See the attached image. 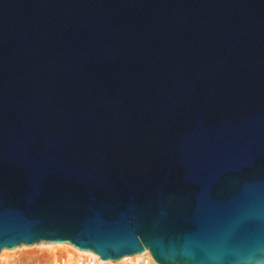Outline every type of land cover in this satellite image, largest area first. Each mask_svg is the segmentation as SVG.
<instances>
[{"label":"water","instance_id":"95a60500","mask_svg":"<svg viewBox=\"0 0 264 264\" xmlns=\"http://www.w3.org/2000/svg\"><path fill=\"white\" fill-rule=\"evenodd\" d=\"M264 264V0H0V251Z\"/></svg>","mask_w":264,"mask_h":264},{"label":"rangeland","instance_id":"374dc122","mask_svg":"<svg viewBox=\"0 0 264 264\" xmlns=\"http://www.w3.org/2000/svg\"><path fill=\"white\" fill-rule=\"evenodd\" d=\"M39 245L40 243L5 249L6 251L0 255V264H52V261L47 259L46 246Z\"/></svg>","mask_w":264,"mask_h":264},{"label":"bare ground","instance_id":"6f19581e","mask_svg":"<svg viewBox=\"0 0 264 264\" xmlns=\"http://www.w3.org/2000/svg\"><path fill=\"white\" fill-rule=\"evenodd\" d=\"M46 246V255H47V259H50V261H52V264H58V258L60 255L63 254V256L65 257L64 261L66 262V264H75L74 259L76 256H80V255H89L90 252H85V251H79L76 248H74L73 246L66 244V243H46L45 242H41L39 246L42 245ZM6 250L3 249L1 250V253H4ZM90 255H93L90 254ZM95 255V254H94ZM139 255H134V256H126L121 258L119 261L113 262V264H121L125 259L127 258H138Z\"/></svg>","mask_w":264,"mask_h":264},{"label":"built area","instance_id":"2783aa9c","mask_svg":"<svg viewBox=\"0 0 264 264\" xmlns=\"http://www.w3.org/2000/svg\"><path fill=\"white\" fill-rule=\"evenodd\" d=\"M88 252V251H85ZM92 254V252H90ZM80 255L76 256L74 259L75 264H113L111 261H103L99 259L96 255ZM139 257L136 258H127L121 264H156L154 260L151 258L148 251H144L141 254H137ZM131 257V256H129ZM65 257L62 255L58 258V264H66L64 261Z\"/></svg>","mask_w":264,"mask_h":264}]
</instances>
